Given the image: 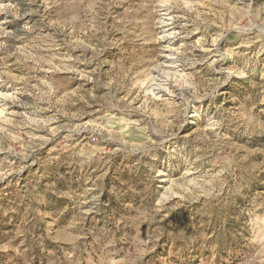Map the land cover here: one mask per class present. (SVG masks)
Here are the masks:
<instances>
[{
    "label": "rangeland",
    "instance_id": "1",
    "mask_svg": "<svg viewBox=\"0 0 264 264\" xmlns=\"http://www.w3.org/2000/svg\"><path fill=\"white\" fill-rule=\"evenodd\" d=\"M0 264H264V0H0Z\"/></svg>",
    "mask_w": 264,
    "mask_h": 264
}]
</instances>
